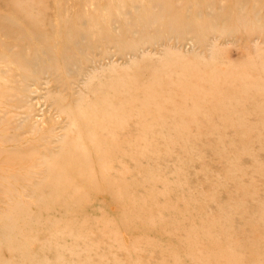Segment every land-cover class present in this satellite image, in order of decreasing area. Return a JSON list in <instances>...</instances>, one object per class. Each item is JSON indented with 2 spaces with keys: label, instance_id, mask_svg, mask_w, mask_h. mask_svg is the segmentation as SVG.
I'll list each match as a JSON object with an SVG mask.
<instances>
[{
  "label": "rangeland",
  "instance_id": "1",
  "mask_svg": "<svg viewBox=\"0 0 264 264\" xmlns=\"http://www.w3.org/2000/svg\"><path fill=\"white\" fill-rule=\"evenodd\" d=\"M57 1L0 0V19L2 14L16 13V9L23 8L27 20L23 22L27 26V35L20 36L5 25L0 29L3 33L0 31V39L9 40L16 35L12 38L16 39L13 43L21 45L23 42L29 56L37 52L33 44L39 46L42 53L46 46L54 48L51 51H57L53 53L59 64L58 60L53 62L61 67H65L60 61L63 57V60L70 56L76 60L73 61L75 66L70 63L67 69H54L53 73L44 72L43 76L39 74L35 78L31 76L34 80L37 78L34 82L26 76L29 84L24 83L26 77L22 78L23 83L28 84L27 93L31 96L12 91L11 98L19 95L18 98L26 99L23 102L26 104L9 102L19 112L9 108L7 118L18 114L16 119L19 118L17 120L23 125L21 133L25 138L34 134V127L27 123V108V112L33 110L31 114L35 113L31 115V119L36 118L35 127L45 131L46 135L60 136L66 129L75 127L82 140L76 156H88L82 170L94 172L92 175L97 184L94 181L84 183L80 172L73 173L71 178L81 186L83 196L68 193L56 202H47L49 207L40 215L42 221L33 222L26 228H21L23 222L19 221L10 236L1 234L0 264H264V0H257L258 4L256 0H150L153 1L151 5L147 0L149 5L144 0H120L121 3L119 0H59V4ZM124 3L130 6L127 11L125 7L128 6ZM164 3H167L166 9ZM192 3L195 8L188 11ZM247 4L249 10L248 6L243 9ZM255 4L256 9H253ZM9 6L10 10L4 8ZM138 7L142 8L141 14ZM156 8L158 18L152 13L157 12ZM185 8L186 12L182 11ZM99 13L104 17L101 18ZM125 14L133 18L129 21ZM162 14H165L164 20ZM107 15H115L117 26L113 17L110 19L113 23L109 24ZM199 15L200 18L195 17ZM141 17L144 18L142 21ZM172 19L175 20L173 23ZM75 21L77 25L70 23ZM138 21H146L143 22L146 24ZM136 23L140 25L136 27ZM77 32L82 35V41ZM38 34L42 41L35 38ZM32 40H36V44ZM17 50L14 47V51ZM76 66L81 68L78 72ZM203 68L206 73L201 74ZM13 72L9 77L14 79ZM192 72L195 78L191 77ZM68 75L71 76L67 79ZM10 81L17 86V80L16 83ZM126 89H130V94ZM124 91L126 94L121 95ZM125 95L130 97L129 103ZM97 118L108 123L102 124ZM99 138L101 141L97 140ZM53 144L59 147L58 140ZM6 221L1 222L8 223Z\"/></svg>",
  "mask_w": 264,
  "mask_h": 264
},
{
  "label": "bare ground",
  "instance_id": "2",
  "mask_svg": "<svg viewBox=\"0 0 264 264\" xmlns=\"http://www.w3.org/2000/svg\"><path fill=\"white\" fill-rule=\"evenodd\" d=\"M1 1H3V0H1ZM5 1H9V0H5ZM48 1V0H47ZM54 1V0H53ZM88 1V0H87ZM120 1V0H119ZM131 1H134V0H131ZM139 1V0H138ZM147 1H149L150 2V0H147ZM146 0H144V3L145 4H148V2H147ZM154 1H158L159 2V0H154ZM163 1V0H162ZM161 1V2H162ZM167 1H169V0H167ZM182 1V0H181ZM198 1V0H197ZM208 1V0H207ZM228 1V0H227ZM249 1H251V0H249ZM260 1V0H259ZM49 2H50V0H49ZM58 2H61V1H57V3ZM151 2H153V1H151ZM151 2L149 3L150 5H151ZM165 2V1H164ZM231 2V1H230ZM256 2H257V0H256ZM53 3V2H52ZM65 3H66V1H65ZM108 3V2H107ZM112 4H113V2H111ZM119 3H121V1L119 2ZM133 3V2H132ZM131 3V4H132ZM169 3V2H168ZM180 3H182V2H180ZM3 4H5L6 5V3H3ZM2 4V5H3ZM9 4V3H8ZM59 4V3H58ZM58 4H55V5H57L58 6ZM74 4V3H73ZM72 4V5H73ZM80 4V3H79ZM125 4V3H124ZM129 4V3H128ZM130 4V5H131ZM135 4H137V3H135ZM140 4H141V2H140ZM140 4H137V5H140ZM148 4V5H149ZM167 5V3H164V8L166 9V5ZM170 4H171V2H170ZM173 4H175V3H173ZM172 4V5H173ZM189 4V3H188ZM210 6L213 4V3H208ZM207 4V5H208ZM221 4H223L222 3V1H221ZM242 4H244V3H242ZM249 4V3H248ZM246 5V6H243V9L244 8H247V6H248V10H249V5ZM253 5H254V3H252ZM257 4H258V2H257ZM260 4V3H259ZM5 5H3V6H5ZM49 5V4H48ZM64 5V4H63ZM75 5V4H74ZM83 6H84V4H82ZM97 5V4H96ZM107 6H108V4H106ZM114 5V4H113ZM116 5V4H115ZM117 5H119V4H117ZM126 5V4H125ZM183 5H184V3H183ZM185 5H187V4H185ZM204 5V4H203ZM245 5V4H244ZM251 5V4H250ZM3 6L1 7V8H3ZM90 6V5H89ZM98 6V5H97ZM110 6V5H109ZM126 6H128V5H126ZM153 6H154V4H153ZM156 6V5H155ZM158 6V5H157ZM180 7H182V5H179ZM193 6V3H192V5H191V8H190V10H188V11H192V8H195V7H192ZM198 7H199V4L197 5ZM196 6V7H197ZM202 6V5H201ZM209 6V7H210ZM213 6V5H212ZM239 6V5H238ZM259 6V5H258ZM27 7V6H26ZM51 7H52V5H51ZM72 7V6H71ZM71 7H69V8H71ZM82 7V6H81ZM96 7V6H95ZM95 7H93V8H95ZM105 8L104 9H106V6H104ZM129 7L130 6H128V8H126L125 7V10L126 9H129ZM131 7H132V5H131ZM134 7V6H133ZM136 7V6H135ZM140 7H141V5H140ZM189 7V6H188ZM216 7H217V5H216ZM221 7L222 6H219V8L221 9ZM223 7H226V4L223 6ZM222 7V8H223ZM240 7V6H239ZM4 8H6V10H7V8H8V10H10L11 8H10V6L9 7H4ZM10 8V9H9ZM20 8H21V6H20ZM55 8V7H54ZM53 8V9H54ZM86 8V7H85ZM92 8V7H91ZM117 7H115V9H116ZM119 8L121 9V7H119L118 6V10H119ZM163 8V9H164ZM183 8V7H182ZM186 8H187V6H186ZM186 8L185 9H182V11L184 10V12H186ZM201 8V10H202V7H200ZM228 8H229V5H228ZM240 8H242V6L240 7ZM262 8V7H261ZM75 9V8H74ZM98 9H99V6H98ZM103 9V8H102ZM101 9V10H102ZM103 9V10H104ZM107 9H108V7H107ZM106 9V11H108ZM116 9V10H117ZM140 9H142V8H140ZM139 9V7H138V12L139 11H141ZM149 9V8H148ZM147 9V10H148ZM160 9V8H159ZM174 9V8H173ZM173 9H171V11L173 10ZM177 9H179V10H181V8H178V5H177ZM187 9H189V8H187ZM196 9H198V8H196ZM210 9V8H209ZM208 9V10H209ZM212 9H214L213 7H212ZM220 9H218V10H220ZM253 9H256V4H255V8L253 7ZM5 10V9H4ZM5 10V11H6ZM49 10H51V9H49ZM86 10H87V8H86ZM101 10H99V11H101ZM111 11H112V9H110ZM132 11H133V9H131ZM134 10H137V8L136 9H134ZM154 10H156L157 11V8L156 9H154ZM176 10V9H175ZM178 10V11H179ZM206 10V9H205ZM204 10V11H205ZM225 10V9H224ZM16 11V13H12V11H11V13L10 14H6L5 13V15H3L2 14V18L0 19V20H2L1 22L2 23H0V29L1 28H3L5 25H7L8 27H10L9 29H10V31H17V32H15V33H19L20 34V36H24V35H27V34H25L26 33V31H27V26L23 23V22H25V21H27L26 20V17H25V14L24 13H22V11H23V8L22 9H16L15 10ZM40 11V10H39ZM48 11V10H47ZM46 11V12H47ZM68 11V10H67ZM71 11V10H70ZM72 11H74V10H72ZM83 11H84V9H83ZM127 11V10H126ZM152 11V10H151ZM151 11H150V13H151ZM170 11V10H169ZM197 11H199V9L197 10ZM207 11V10H206ZM209 11H211V9L209 10ZM244 11V10H243ZM243 11H241L242 13H243ZM50 12V11H49ZM109 12V11H108ZM115 12V11H114ZM119 13H120V10L118 11ZM128 12H130V10H128ZM135 12H137V11H135ZM148 12V11H147ZM201 12V11H200ZM199 12V13H200ZM203 12V11H202ZM212 12V11H211ZM224 12V11H223ZM226 12V11H225ZM237 12V11H236ZM257 12V11H256ZM25 13L26 14H29L27 11H25ZM34 13V12H33ZM75 13V12H74ZM104 13V12H103ZM142 13V11L140 12V14ZM153 13V15H154V13H155V16H156V14L158 13L159 14V11H157V12H152ZM165 13V12H164ZM171 12H169V13H167V14H170ZM182 13V12H181ZM190 13H192V12H190ZM205 13V12H204ZM218 13V12H217ZM228 13V12H227ZM232 13H234V11L232 12ZM247 13L248 12H246V15H247ZM259 13V15H260V13L261 12H258ZM257 13V14H258ZM1 14V13H0ZM48 14V13H47ZM84 14V13H83ZM97 14V13H96ZM105 14V13H104ZM109 14V13H108ZM121 14H122V11H121ZM131 14V13H130ZM130 14H127V15H130ZM137 14V13H136ZM147 14V13H146ZM157 14V15H158ZM173 14H174V12H173ZM206 14H207V12H206ZM214 14H215V12H214ZM214 14H213V16H214ZM219 14V13H218ZM226 14V13H225ZM245 14V13H244ZM243 14V15H244ZM252 14V13H251ZM250 14V15H251ZM262 14V13H261ZM34 15V14H33ZM57 15V14H56ZM68 15V14H67ZM67 15L65 16V17H67ZM87 15V14H86ZM98 15V14H97ZM99 15H100V13H99ZM103 15V14H102ZM144 15V14H143ZM150 16H151V14H149ZM188 15V14H187ZM190 15V14H189ZM192 15V14H191ZM227 15H230V14H227ZM233 15V14H232ZM253 15V14H252ZM38 16V15H37ZM50 16V15H49ZM64 16V15H63ZM70 16V15H69ZM101 16V15H100ZM109 16H111V15H109ZM115 16V15H114ZM114 16H112L113 17V19H114V25H116L117 23H115V21L117 20V18H116V20H115V18H114ZM117 16V15H116ZM124 16H126V14L124 15ZM131 16H133L132 14H131ZM130 16V17H131ZM146 15H144V17H145ZM161 16V15H160ZM163 16H165V14L163 15L162 14V17ZM170 16V15H169ZM177 16H179V15H177ZM201 16H202V13H201ZM209 16V15H208ZM213 16H211V17H213ZM216 16V15H215ZM214 16V17H215ZM225 16V15H224ZM234 16V15H233ZM240 16H241V14H240ZM249 16V15H248ZM258 16V15H257ZM80 18H81V16H79ZM102 17H104V16H101V18ZM107 17H108V15H107ZM112 17H108L109 18V21H111L112 19ZM123 17V16H122ZM129 16L127 17L126 16V18H129V21H130V19H132V18H130ZM135 17V16H134ZM148 17V16H147ZM157 18H158V16H156ZM195 17H199L200 18V15L199 16H195ZM194 17V18H195ZM211 17H208V18H211ZM218 17V16H217ZM222 17V16H221ZM67 18H70V17H67ZM75 18H76V16H75ZM92 18V17H91ZM118 18H121V16L120 17H118ZM125 18V17H124ZM126 18H125V20H126ZM138 18V17H137ZM142 18L143 17H141V21H142ZM175 18V17H174ZM180 18V17H179ZM190 18V17H189ZM203 18V17H202ZM233 18V17H232ZM244 18V17H243ZM255 18V17H254ZM50 19V18H49ZM58 18H57V16H56V20H57ZM66 19V18H65ZM107 19V18H106ZM111 19V20H110ZM138 19H140V18H138ZM137 19V20H138ZM144 19V18H143ZM163 20H164V17L162 18ZM215 19H216V17H215ZM214 19V20H215ZM224 19V18H223ZM234 19V18H233ZM75 20V19H74ZM81 20V19H80ZM79 20V21H80ZM148 20V19H147ZM151 20V19H150ZM157 20V19H156ZM162 20V21H163ZM193 20V19H192ZM200 20V22L202 21V19H199ZM212 20V19H211ZM217 20V19H216ZM229 20H231V17H230V19ZM251 20V19H250ZM255 20H256V18H255ZM50 21H51V19H50ZM58 21V20H57ZM78 21V22H79ZM87 21V20H86ZM119 21H120V19H119ZM132 21V20H131ZM149 21V20H148ZM175 20H173L172 19V23L174 22ZM178 21V20H177ZM248 21V20H247ZM62 22V21H61ZM64 22V21H63ZM82 22V21H81ZM120 22H122V21H120ZM135 22H137V21H135ZM139 23H140V21H138ZM143 22H146V21H143ZM142 22V23H143ZM198 22V21H197ZM196 22V23H197ZM213 22V21H212ZM217 22V21H216ZM216 22H214V23H216ZM219 22V21H218ZM256 22H257V20H256ZM261 22V21H260ZM48 23V22H47ZM58 23H60V22H57V24ZM66 23H68L67 21H66ZM70 23H74V24H76V21L75 22H70ZM83 23V22H82ZM88 22H86V24H87ZM93 23V22H92ZM104 23V22H103ZM102 23V24H103ZM108 23V22H107ZM110 23H113L112 21L111 22H109V24ZM127 23L129 24V22L127 21ZM126 23V24H127ZM130 23H132V22H130ZM142 23H140V24H142ZM154 23H155V21H154ZM154 23H153V25H154ZM157 23V22H156ZM160 23V22H159ZM195 23V22H194ZM193 23V24H194ZM214 23H212V25H213V27H214ZM222 23V22H221ZM248 23V22H247ZM254 23V22H253ZM49 24V23H48ZM100 24H101V21H100ZM99 24V25H100ZM108 24V25H109ZM125 24V25H126ZM127 24V25H128ZM132 24H134V23H132ZM140 24H138V25H140ZM143 24H146V23H143ZM142 24V25H143ZM177 24H179V23H177ZM185 24V23H184ZM198 24V23H197ZM209 24V23H208ZM211 24V23H210ZM224 24V23H223ZM226 24V23H225ZM224 24V25H225ZM258 24V23H257ZM264 24V23H263ZM32 25V24H31ZM52 25H53V23H52ZM62 25V24H61ZM77 25V24H76ZM84 25V24H83ZM104 26L106 25V23H104L103 24ZM130 25V24H129ZM128 25V26H129ZM135 25V24H134ZM137 25V23H136V27L138 26ZM156 25V24H155ZM200 25V24H199ZM230 25V21H229V24H228V26ZM241 25H242V23H241ZM50 25H48V27H49ZM60 26V25H59ZM73 26V25H72ZM87 27H88V25H86ZM100 26H102V25H100ZM100 26H99V28H100ZM112 26V25H111ZM117 26V25H116ZM118 26H121L120 24L118 25ZM157 26V25H156ZM156 26L154 27V28H156ZM218 26V25H217ZM219 26H221V24L219 25ZM250 26V25H249ZM254 26V25H253ZM257 26V25H256ZM53 27L54 26H52V29H53ZM65 27V26H64ZM74 27H75V25H74ZM96 27V26H95ZM107 27V26H106ZM115 27V26H114ZM113 27V28H114ZM135 27V28H136ZM141 27L142 26H140V27H138V28H140L141 29ZM180 27H182V26H180L179 25V28ZM260 27H262V23H261V26ZM29 28H31V26L29 27ZM35 28V27H34ZM62 27H60V29H61ZM73 27H71V29H72ZM83 28H85V27H83ZM98 28V29H99ZM123 28V27H122ZM170 28V27H169ZM184 28V27H183ZM193 28V27H192ZM195 28V27H194ZM208 28V27H207ZM216 27H214V29H215ZM218 28V27H217ZM223 28V27H222ZM255 28H257V27H255ZM255 28H254V30H255ZM4 29V28H3ZM59 29V31H61ZM65 29V28H64ZM63 29V30H64ZM74 30H75V28H73ZM95 29H97V28H95ZM139 29V30H140ZM143 29V28H142ZM150 29V28H149ZM151 29H153V28H151ZM187 29V28H186ZM223 29H225L226 30V27L224 26V28ZM260 29V28H259ZM31 30H32V28H31ZM36 30H38V29H36ZM69 30V29H68ZM79 30V29H78ZM86 30V29H85ZM91 30H94V27H93V29H91ZM107 30V29H106ZM106 30H104V31H106ZM129 30V29H128ZM127 30V31H128ZM135 30H137V29H135ZM145 30V29H144ZM144 30H143V32H144ZM156 30H158L157 28H156ZM170 30H171V28H170ZM194 30V29H193ZM208 30V29H207ZM220 30V29H219ZM218 30V31H219ZM228 30V29H227ZM1 31V30H0ZM40 31H43V30H40ZM53 31V30H52ZM56 30L54 29V32H55ZM65 31H67V30H65ZM77 31V30H76ZM80 31V30H79ZM103 30H101V32H102ZM146 31V30H145ZM174 31V30H173ZM189 31H190V29H189ZM196 31V30H195ZM241 31H242V29H241ZM240 31V32H241ZM30 32V31H29ZM70 33H71V31H69ZM72 32H74V31H72ZM91 32V31H90ZM121 32V31H120ZM137 32H138V30H137ZM137 32H135L134 31V33H137ZM227 32V31H226ZM239 32V33H240ZM1 33H2V31H1ZM5 33V32H4ZM8 33V32H7ZM10 33V32H9ZM31 33H32V31H31ZM37 33V32H36ZM39 33V32H38ZM44 33V32H43ZM49 33V32H48ZM69 33V34H70ZM78 33V32H77ZM77 33H76V35H77ZM80 33V32H79ZM78 33V34H79ZM109 33V31L107 32V34ZM111 33V32H110ZM127 33V32H126ZM154 33V32H153ZM189 33H191V32H189ZM3 34V33H2ZM1 34V35H2ZM11 34H13L12 32H11ZM34 34V33H33ZM52 34V33H51ZM60 34H61V32H60ZM73 34V33H72ZM83 34V33H82ZM91 34V33H90ZM139 34V33H138ZM137 34V35H138ZM141 34H144V33H141ZM140 34V35H141ZM148 34V33H147ZM225 34V33H224ZM6 35V34H5ZM8 35V34H7ZM18 35V34H17ZM39 35L40 34H38L35 38H38L39 37ZM56 35V34H55ZM65 35V34H64ZM63 35V36H64ZM96 35V34H95ZM109 35V34H108ZM107 35V36H108ZM113 35V34H112ZM124 35V34H123ZM136 35V36H137ZM151 35V34H150ZM154 35V34H153ZM177 35H180V34H177ZM13 36H14V34H13ZM13 36H12V38H13ZM16 36V35H15ZM14 36V37H15ZM28 36H29V34H28ZM73 36H75V35H73ZM78 36V35H77ZM80 36H82L81 34H79V39H80ZM89 36V35H88ZM101 36V35H100ZM122 35H120V37H121ZM176 36V35H175ZM1 37V36H0ZM8 37V36H7ZM10 37V36H9ZM53 37V36H52ZM55 37V36H54ZM71 37V36H70ZM91 37V36H90ZM92 37H93V35H92ZM97 37V36H96ZM109 38H110V35L108 36ZM114 37V36H113ZM112 36H111V38H113ZM177 37V36H176ZM205 37V36H204ZM9 39V40H5L4 38H1L0 39V236H1V234H5V233H7V235H11L12 233H13V231H16L15 230V227H16V225L19 223V221H21V222H23L20 226H21V228H26V227H29L33 222H40V221H42V219H40V215H41V212L43 211V210H45V209H47L48 207H49V204H47V202H56V201H58V200H60V198L62 197V196H64V195H67L68 193H78L79 194V197H82L83 196V193H82V190H81V186L78 184V182H76L74 179H72L71 177H72V174L73 173H75V172H80L81 173V176L82 177H84L83 178V180H82V182H90V184H91V182H96V180H95V178H94V176L92 175V174H95L94 172L91 174V173H87V172H85V170H82V166H84V164L89 160V158H88V156H76V154H78L77 152H79L78 150H77V147H79V146H81V141L82 140H80L81 139V135H80V133L75 129V127L74 128H69L68 130L66 129V131H65V133L63 132L60 136L58 135V136H56V134H52V135H46V133H45V131H42L41 129V131L38 129V127L36 128L35 127V119L33 120V119H31V115L33 114V115H35V113L33 112L32 114H31V112L33 111H31L30 110V112H27V111H29L28 110V108H27V111H26V116L24 115V117H26L27 118V123H29V125H31V126H33L34 127V129H32V132L34 131V134H31V136L32 135H34L33 137H31V136H29L30 138H25V137H23V132L21 133V131L23 130L22 129V126L23 125H21V123H20V121H18L17 119H19V118H17L16 119V116H18V114H15L16 116H12V117H10V118H7L9 115H8V110L10 111V109L9 108H12L13 106H12V104H10L9 102H12V101H18V103H23V102H25L26 101V99H24L22 96L23 95H21V97L23 98V99H21V98H18V96H16V98H11V97H13V95H11V94H13L12 93V91H15V93H17V92H20V94H22V93H24V94H26L28 91H27V88H29V86L27 87V85L29 84V82H28V80L30 79V78H32L33 76H34V78L37 76L38 77V75L39 74H42V73H44V72H52L54 69H55V71H57V69H59V68H65V69H67V66L70 64V63H74L73 61L75 60H73L72 58H71V56L70 57H67V58H65L64 60H63V56L61 55V58H62V60H60L61 62H64V65H65V67H61V65H56V63L55 62H53L54 60H56V62H57V60H58V62H57V64H59V59H57L56 57H55V54L53 53V52H55V51H51L52 49H54V48H51L50 49V47H45L44 49H43V53L39 50L40 49V47L39 46H35L33 43V46H34V50H36V48H37V52L32 56V53H30L31 55L29 56V54L27 55L26 53H25V49H24V46H23V42H21L22 44L21 45H16L15 43H13V40L15 39ZM17 38V37H16ZM27 38V37H26ZM29 38H31L30 36H29ZM34 37H32V39H33ZM40 38H41V36H40ZM40 38H38L39 40H41ZM43 38V37H42ZM62 38V37H61ZM61 38H58V39H61ZM94 38V37H93ZM107 38V37H106ZM127 38V37H126ZM197 38V37H196ZM7 39V38H6ZM45 39H48L47 37H44V40ZM63 39V38H62ZM67 39V38H66ZM70 39V38H69ZM116 40H117V37L115 38ZM115 39H112L111 41H113L114 42V40ZM119 39V38H118ZM120 39H124V41H125V37L123 38V37H121ZM128 39V38H127ZM134 39H135V37H134ZM141 39V38H140ZM174 39V38H173ZM16 40V39H15ZM31 40V39H30ZM52 40H53V38H52ZM68 40V39H67ZM72 39H70L69 41H71ZM81 40V39H80ZM86 40V39H85ZM91 40V39H90ZM88 41L89 43H91V41ZM94 40V39H93ZM129 40V39H128ZM131 40V39H130ZM172 40V39H171ZM32 41H36V40H32ZM42 41V40H41ZM47 41V40H46ZM48 41H50L51 42V39H48ZM56 41H57V39H56ZM60 41H62V40H60ZM73 41V40H72ZM77 41H78V39H77ZM82 41V40H81ZM103 41V40H102ZM118 41V40H117ZM123 41V42H124ZM133 41V40H132ZM138 41H139V39H138ZM174 41V40H173ZM229 41V40H228ZM17 42H20V40L19 41H17ZM44 42V41H43ZM49 42V43H50ZM52 42H54V41H52ZM80 42V41H79ZM86 42V41H85ZM88 42H86V43H88ZM97 42H99V41H97ZM97 42H95V45L97 44ZM110 42V41H109ZM126 43H127V41H125ZM134 42V41H133ZM137 42V41H136ZM149 42V41H148ZM24 43H25V41H24ZM29 43H31L30 41H29ZM45 43H47V42H45ZM69 43V42H68ZM73 43V42H72ZM100 43V42H99ZM116 43V42H115ZM139 43V42H138ZM217 43V42H216ZM35 44H36V42H35ZM66 44V43H65ZM85 44V43H84ZM91 44H93V41H92V43ZM31 45V44H30ZM46 45V44H45ZM50 46L52 45V43H50L49 44ZM57 45L58 44H56V45H54L55 47H57ZM78 45H80V44H78ZM94 45V46H95ZM99 45V44H98ZM109 45V44H108ZM107 45V46H108ZM32 46V45H31ZM31 46H30V48H31ZM71 46H73V44H71ZM75 46V45H74ZM73 46V47H74ZM80 46H82V45H80ZM93 46V47H94ZM97 46V45H96ZM95 46V47H96ZM106 46V45H105ZM129 46V45H128ZM14 47L16 48H18V50H17V52L16 51H14ZM53 47V46H52ZM66 47H67V45H66ZM75 47H77L78 48V46H75ZM83 47V46H82ZM100 47V46H99ZM103 47V46H102ZM127 47V46H126ZM225 47H226V45H225ZM39 48V49H38ZM69 48V47H68ZM67 48V49H68ZM118 48V47H117ZM32 49V48H31ZM65 49V48H64ZM72 49H74V48H72ZM79 49V48H78ZM84 49V48H83ZM88 49V48H87ZM165 49V48H164ZM168 49V48H167ZM29 48H28V52H29ZM61 50V49H60ZM75 50V49H74ZM80 50V49H79ZM85 50V49H84ZM92 50H94V49H92ZM101 50V49H100ZM227 50V49H226ZM230 50V49H229ZM40 51V52H39ZM88 51V50H87ZM89 51H91V50H89ZM88 51V52H89ZM95 51V50H94ZM142 51V50H141ZM164 51H166V50H164ZM170 51V50H169ZM248 51V50H247ZM31 52V51H30ZM34 52V51H33ZM57 52V51H56ZM62 52H64V51H62ZM67 52V51H66ZM76 52V51H75ZM78 52H80V51H78ZM81 52H82V50H81ZM98 52V51H97ZM65 53V52H64ZM83 54H84V52H82ZM91 53H92V51H91ZM109 53H111V52H109ZM166 53V52H165ZM61 54H63V53H61ZM87 54V53H86ZM46 57H45V56ZM64 55V54H63ZM76 55H78V54H76ZM81 55V54H80ZM89 55V54H88ZM73 56V55H72ZM82 56V55H81ZM81 56H79L80 58H81ZM86 55H84L83 57L86 59V62H87V58L85 57ZM92 56V55H91ZM196 56V55H195ZM77 57V56H76ZM79 57H77V58H79ZM82 57V58H83ZM183 57V56H182ZM74 58H75V56H74ZM79 58V59H80ZM82 58H81V60H82ZM96 58V57H95ZM202 58V57H201ZM90 59V58H89ZM180 59H181V57H180ZM208 59V58H207ZM80 60V61H81ZM176 60H178L177 58H176ZM241 60V59H240ZM76 61V60H75ZM80 61L78 62V63H80ZM168 61V60H167ZM188 61V60H187ZM190 61V60H189ZM207 63H208V61L207 60H205ZM210 61V60H209ZM172 62V61H171ZM175 62H177V61H175ZM174 62V63H175ZM191 62H194V61H191ZM190 62V63H191ZM196 62V61H195ZM204 62V61H203ZM78 63H76V65L78 64ZM131 63V62H130ZM183 63V62H182ZM199 63V62H198ZM212 63V62H211ZM44 64H46V65H44ZM63 64V63H62ZM75 64V63H74ZM73 64V65H74ZM176 64V63H175ZM186 64H188V63H186ZM201 64V63H200ZM209 64H210V62H209ZM63 65V66H64ZM72 65V66H73ZM80 65H82V64H80ZM97 65V64H96ZM178 65H180V64H178ZM184 65V64H183ZM182 65V66H183ZM191 65H192V63H191ZM206 65V64H205ZM75 66V65H74ZM109 66V65H108ZM114 66V65H113ZM116 66V65H115ZM171 66V65H170ZM181 66V65H180ZM179 66V67H180ZM184 66H186V65H184ZM187 66H190V64L189 65H187ZM201 66V65H200ZM199 66V67H200ZM77 67H79V66H76V69H77ZM122 67V66H121ZM191 67H193V66H191ZM71 68H73V67H71ZM201 68V67H200ZM205 68V67H204ZM204 68H203V70H204ZM65 69H64V71H65ZM70 68H68V70H69ZM75 69V70H76ZM79 69H81V68H79ZM79 69H77V72L79 71ZM115 69V68H114ZM171 69H173V68H171ZM177 69H179V68H177ZM181 69V68H180ZM185 69V68H184ZM187 69V68H186ZM192 69H194L195 70V68H192ZM207 69V68H206ZM60 70V69H59ZM71 70V69H70ZM69 70V71H70ZM182 71H184L185 72V70H183V67H182V69H181ZM11 71H14L15 72V75L13 76L14 77V79L12 78V77H9V74L11 73ZM73 70H71V72H72ZM92 71V70H91ZM120 71V70H119ZM172 71V70H171ZM193 71V70H192ZM13 72V73H14ZM39 72V73H38ZM54 72V71H53ZM52 72V73H53ZM84 72V71H83ZM86 72V71H85ZM122 72V71H121ZM190 72V71H189ZM194 72H196V71H194ZM198 72H200V70H198L197 71V75L199 74ZM213 72V71H212ZM76 73V72H75ZM168 73H169V71H168ZM178 73V72H177ZM202 73H206L205 72V70H204V72H202L201 71V74ZM49 74V73H48ZM77 74V73H76ZM152 74V73H151ZM184 74V73H183ZM182 74V75H183ZM187 74V73H186ZM192 74H193V72H192ZM192 74H190V76L192 75ZM13 75V74H12ZM11 75V76H12ZM57 75V74H56ZM64 75H66V74H64ZM80 75H82V74H80ZM98 75V74H97ZM118 75H119V73H118ZM179 75V74H178ZM181 75V74H180ZM29 78V76H30V78L29 79H27V77ZM32 76V77H31ZM42 76H43V74H42ZM48 76H50V75H48ZM51 76H52V74H51ZM59 77H60V75H58ZM69 76H71V75H68V77H67V79L69 78ZM120 76V75H119ZM122 76V75H121ZM194 76V78L196 77L195 76V73L191 76V77H193ZM200 76V75H199ZM12 79L13 81H14V83H16L15 81L17 80L18 81V84H17V86H15L14 84H12L13 82L12 81H10V79ZM24 77H26L25 78V80L27 81H25L24 79V83H28L27 85L26 84H24L23 83V80H22V78H24ZM44 77H46L45 75H44ZM150 77V76H149ZM183 77H184V75H183ZM183 77H179V78H183ZM238 77V76H237ZM34 78H32L33 79V82L36 80L37 81V78L34 80ZM39 78L41 79L42 77H40L39 76ZM53 78V77H52ZM73 78H74V76H73ZM73 78H70V79H73ZM79 78V77H78ZM90 78V77H89ZM95 78V77H94ZM157 78V77H156ZM184 78H186V77H184ZM199 78H201V77H199ZM55 79V78H54ZM57 79V78H56ZM76 79V78H75ZM123 79V78H122ZM158 79V78H157ZM63 80V79H62ZM79 80V79H78ZM199 80V79H198ZM45 81V80H44ZM49 81V80H48ZM53 81V80H52ZM70 81V80H69ZM68 81V82H69ZM119 81V80H118ZM151 81V80H150ZM153 81V80H152ZM12 82V83H11ZM40 82V81H39ZM47 82V81H46ZM45 82V83H46ZM55 82V81H54ZM64 82V81H63ZM121 82H122V80H121ZM126 82V81H125ZM130 82H132V81H130ZM40 83H42V82H40ZM39 83V84H40ZM56 83V82H55ZM57 83H58V80H57ZM62 83V82H61ZM76 83V82H75ZM74 83V84H75ZM80 83V82H79ZM83 83H85V82H83ZM116 83H117V81H116ZM181 83H182V81H181ZM33 84V83H32ZM35 84H37L36 82H35ZM34 84V85H35ZM50 84V83H49ZM65 85H66V83H64ZM63 84V85H64ZM77 84V83H76ZM88 84V83H87ZM87 84H83V85H87ZM94 84V83H93ZM119 84H120V82H119ZM123 84H125V83H123ZM38 85V84H37ZM118 85V84H117ZM116 85V86H117ZM152 85V84H151ZM182 85V84H181ZM186 85V84H185ZM189 85H192V84H189ZM194 85V84H193ZM15 86V87H14ZM33 86V85H32ZM44 86V85H43ZM47 86V85H46ZM60 86V85H59ZM61 86H62V84H61ZM74 87H75V85H73ZM72 86V87H73ZM122 86V85H121ZM125 86V85H124ZM123 86V87H124ZM147 86V85H146ZM150 86V85H149ZM148 86V87H149ZM34 87V86H33ZM66 87V86H65ZM70 87V86H69ZM169 87V86H168ZM64 88V87H63ZM79 88V87H78ZM82 88V87H81ZM110 88V87H109ZM115 88V87H114ZM119 88V87H118ZM37 89V88H36ZM35 89V90H36ZM45 89V88H44ZM113 89V88H112ZM121 90L123 89L122 87L120 88ZM119 89V90H120ZM184 89V88H183ZM240 89V88H239ZM54 90V89H53ZM57 90H59L58 88H57ZM65 90H67V89H65ZM120 90V91H121ZM124 90V89H123ZM127 91H128V89H126ZM199 90V89H198ZM197 90V91H198ZM236 90V89H235ZM17 91V92H16ZM38 91V90H37ZM68 91V90H67ZM115 91V90H114ZM148 91V90H147ZM178 91H179V89H178ZM22 92V93H21ZM59 92V91H58ZM57 92V93H58ZM129 94H130V89H129ZM149 93H150V91H148ZM193 92V91H192ZM14 93V94H15ZM49 93V92H48ZM60 93V92H59ZM77 93V92H76ZM82 93V92H81ZM155 93H157V91L155 92ZM28 94V93H27ZM73 94V93H72ZM124 94H126L125 93V91L123 92V94H121V95H124ZM128 94V93H127ZM153 94H154V91H153ZM28 95H30V94H28ZM28 95H26L28 98H31L32 99V97H29ZM52 95V94H51ZM50 95V96H51ZM158 95V93L156 94V96ZM31 96V95H30ZM47 96V95H46ZM53 96V95H52ZM109 96V95H108ZM156 96H155V98H156ZM20 97V96H19ZM48 97V96H47ZM47 97H46V99H47ZM128 97V96H127ZM126 97V95H125V99H129V98H127ZM157 97H159V96H157ZM50 98H52V97H50ZM131 98H132V96H131ZM153 98V97H152ZM168 98V97H167ZM73 99V98H72ZM83 99V98H82ZM164 99V98H163ZM229 99V98H228ZM25 100V101H24ZM56 100V99H55ZM71 100V99H70ZM120 101L122 100L121 98L119 99ZM28 101L29 102H31V100H29L28 99ZM59 101V100H58ZM57 101V102H58ZM28 102V103H29ZM56 102V103H57ZM59 102H61V101H59ZM72 102V101H71ZM80 102H81V100H80ZM110 102V101H109ZM115 102V101H114ZM113 102V103H114ZM123 101H121V103H122ZM127 102V101H126ZM160 102V101H159ZM196 102V101H195ZM22 103H21V105H22ZM112 103V104H113ZM120 103V105H122V104H124V103H122L121 104ZM128 103H129V100H128ZM24 104H26V103H23V106H24ZM61 104H62V102H61ZM98 104V103H97ZM110 104V103H109ZM115 104H116V102H115ZM157 104V103H156ZM78 105V104H77ZM81 105H82V103H81ZM118 105V104H117ZM20 106V105H19ZM18 106V107H19ZM22 106V107H23ZM32 106H34V108L33 109H35V105H32ZM31 106V107H32ZM57 106H60V105H57ZM103 106H105V105H103ZM107 106V105H106ZM105 106V107H106ZM111 106H113V105H111ZM123 106V105H122ZM125 106V105H124ZM21 107V106H20ZM21 107V108H22ZM27 107H29L30 108V106H27ZM78 107H79V105H78ZM84 107V106H83ZM108 107H110V105H108ZM25 108V107H24ZM57 108V107H56ZM60 108V107H59ZM82 108V107H81ZM80 108V109H81ZM83 109V108H82ZM263 109V108H262ZM12 110L14 111V112H16L17 110H16V108H12ZM64 110V109H63ZM72 110V109H71ZM60 111V110H59ZM81 111V110H80ZM100 111V110H99ZM104 111V110H103ZM103 111H100V112H103ZM19 112V111H18ZM18 112H16V113H18ZM24 112V111H23ZM73 112H74V109H73ZM77 112V111H76ZM83 112V111H82ZM82 112L80 113V114H82ZM134 112V111H133ZM9 113H13V112H9ZM64 113H65V111H64ZM71 113H72V111H71ZM86 113V112H85ZM93 113V112H92ZM20 114V113H19ZM75 114V113H74ZM97 114V113H96ZM106 114H108V112L106 113ZM106 114H104L105 116H106ZM8 115V116H7ZM20 115H22V114H20ZM32 115V116H33ZM72 115V114H71ZM83 115V114H82ZM85 115V114H84ZM94 115H95V113H94ZM109 115V114H108ZM76 116V115H75ZM87 116V115H86ZM120 116V115H119ZM124 116V115H123ZM21 117H23V116H21ZM84 117V116H83ZM98 117V116H97ZM108 117V116H107ZM117 117V116H116ZM126 117V116H125ZM68 118V117H67ZM74 118H76V117H74ZM94 118H95V116H94ZM101 118V117H100ZM89 119V118H88ZM98 119V118H97ZM104 119H105V117H104ZM108 118H106V120H107ZM110 119H112V120H114L112 117H110ZM54 120V119H53ZM38 121V120H37ZM36 121V122H37ZM55 121H57V120H55ZM70 121V120H69ZM98 121L100 122L101 121V123H102V121H104V120H99L98 119ZM82 122V121H81ZM116 122L118 123V121L116 120ZM119 122H122V121H119ZM80 123V122H79ZM105 123H108V121L107 122H105ZM105 123H102V124H105ZM123 124L125 123V122H122ZM39 124V123H38ZM113 124V123H112ZM28 125V124H27ZM110 125L111 124H109V127H110ZM156 125V124H155ZM46 127V126H45ZM51 127H53V126H51ZM51 127L49 128V131L51 132ZM79 127H80V125H79ZM107 128H108V125L106 126ZM117 127V126H116ZM23 128H25V127H23ZM54 129H55V127H53ZM81 128H82V126H81ZM100 128V127H99ZM113 128V127H112ZM28 129V128H27ZM29 129H31V128H29ZM97 129V128H96ZM25 130V129H24ZM108 130V129H107ZM28 131L29 130H27V133H28ZM54 130H52V132H53ZM112 131V130H111ZM36 132V133H35ZM26 133V131H25V135L27 134ZM56 133V132H55ZM58 133H59V131H58ZM29 134V133H28ZM109 135V134H108ZM160 135V134H159ZM110 136V135H109ZM109 136H107V137H109ZM103 139H105V138H103ZM54 140H58V142H59V147H54V144H53V141ZM95 140H96V138H95ZM97 140H100V138L99 139H97ZM154 140V139H153ZM101 141V140H100ZM146 141H147V139H146ZM97 144V143H96ZM56 145H57V143H56ZM83 147V146H82ZM53 148H55L56 150H53ZM80 149H82L81 147H80ZM148 149V148H147ZM146 149V150H147ZM82 150H85V149H82ZM82 152H85V151H82ZM91 153V152H90ZM80 154V153H79ZM84 154V153H83ZM91 156H92V154H91ZM94 156V155H93ZM99 166V165H98ZM109 166H111V164L109 165ZM108 166V167H109ZM98 168V167H97ZM101 168V167H100ZM88 169V168H87ZM91 169V168H90ZM95 169V168H94ZM90 172H92V171H90ZM96 172V171H95ZM96 176V175H95ZM101 176V175H100ZM100 179V178H99ZM81 181V180H80ZM81 183V182H80ZM96 184H97V182H96ZM104 185V184H103ZM88 186V185H87ZM94 186V185H93ZM88 189H89V187H88ZM85 190V189H84ZM93 190V189H92ZM86 191V190H85ZM87 192V191H86ZM103 194V193H102ZM105 194V193H104ZM129 194H130V192H129ZM100 195V194H99ZM132 195V194H131ZM68 196V195H67ZM73 196V195H72ZM101 196V195H100ZM108 197V196H107ZM88 198V197H87ZM131 198V197H130ZM130 198H129V200H130ZM80 199V198H79ZM108 199V198H107ZM128 199V198H127ZM74 200H75V198H74ZM64 201H65V199H64ZM82 201H83V199H82ZM92 201V200H91ZM90 201V202H91ZM146 201V200H145ZM144 201V202H145ZM70 202H71V200H70ZM74 202V201H73ZM86 202V201H85ZM89 202V203H90ZM128 202V201H127ZM58 203V202H57ZM65 203V202H64ZM78 203V202H77ZM124 203V202H123ZM132 203H133V201H132ZM79 204V203H78ZM92 204V203H91ZM94 204V203H93ZM127 204V203H126ZM65 205H68V203L67 204H65ZM74 205V204H73ZM86 205V203L84 204V206ZM128 206V205H127ZM60 207V206H59ZM78 207V206H77ZM129 207V206H128ZM61 208V207H60ZM72 208V207H71ZM85 208V207H84ZM68 210V209H67ZM107 210V209H106ZM108 211V210H107ZM122 211V210H121ZM130 214H132V213H130ZM134 214V213H133ZM149 215V214H148ZM180 215V214H179ZM58 216V215H57ZM51 217V216H50ZM90 217V216H89ZM180 218V217H179ZM55 219V218H54ZM88 219V218H87ZM129 219V218H128ZM3 220H7L6 222H8V223H2L1 221H3ZM68 220V219H67ZM122 222V221H121ZM44 223V222H43ZM125 223V222H124ZM129 223V222H128ZM127 223V224H128ZM126 224V223H125ZM132 224V223H131ZM132 225H134V224H132ZM123 226V225H122ZM130 227V226H129ZM128 227V228H129ZM160 227V226H159ZM127 228V227H126ZM154 228V227H153ZM19 229V228H18ZM156 229V228H155ZM17 232H18V230H17ZM131 233V232H130ZM131 235V234H130ZM129 235V236H130ZM132 236V235H131ZM8 237V236H7ZM6 237V238H7ZM0 244L2 245V243H1V240H0ZM190 249V248H189ZM192 249V248H191ZM193 250V249H192ZM191 251V250H190ZM191 254V253H190ZM193 256V255H192ZM198 259H200V258H198ZM198 261V260H197Z\"/></svg>",
  "mask_w": 264,
  "mask_h": 264
}]
</instances>
